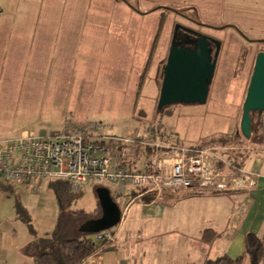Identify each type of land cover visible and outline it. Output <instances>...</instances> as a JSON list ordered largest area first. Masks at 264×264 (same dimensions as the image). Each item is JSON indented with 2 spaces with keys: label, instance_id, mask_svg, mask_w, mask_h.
Instances as JSON below:
<instances>
[{
  "label": "rangeland",
  "instance_id": "1",
  "mask_svg": "<svg viewBox=\"0 0 264 264\" xmlns=\"http://www.w3.org/2000/svg\"><path fill=\"white\" fill-rule=\"evenodd\" d=\"M178 23L215 35L222 48L208 101L167 106L165 113L159 111L158 99ZM260 51H264V0H0V138L59 134L67 127L91 130L96 123L102 131L92 129L95 135L134 132L138 140L150 142L153 134L157 132V138L162 132L183 146H224L221 155L232 162L231 149L242 145L251 153L264 146L256 144L264 139V112L252 113L250 137L240 127ZM234 131L241 144L211 143L210 138ZM139 159L143 164L146 157L140 154ZM52 181H43L42 189L34 191L0 176V251L5 255L0 264H37L33 255L37 246L29 244L52 237L61 212ZM77 196L70 209L97 208L93 183ZM176 198L170 196L166 203L180 204ZM130 203H119L121 210ZM180 208L187 209L179 206L165 218L129 210L128 225L132 219L135 223L145 218L130 237L140 238L148 264H203L196 251L198 224L182 226L181 216H176ZM191 214L202 223L207 219L199 208ZM120 225L113 226L114 236ZM166 227L172 231L166 233ZM132 240L126 246L127 259L137 252ZM225 243V237L220 239L211 257L224 254Z\"/></svg>",
  "mask_w": 264,
  "mask_h": 264
},
{
  "label": "built area",
  "instance_id": "2",
  "mask_svg": "<svg viewBox=\"0 0 264 264\" xmlns=\"http://www.w3.org/2000/svg\"><path fill=\"white\" fill-rule=\"evenodd\" d=\"M90 127L102 131L96 123ZM91 130L67 127L59 134L0 138V176L24 183L34 191H40L45 180H65L75 194L81 193L88 183L109 182L113 195L123 203L132 202L135 191L161 195L165 191L195 188L227 193L249 189L257 183L256 173L221 155L224 146H183L171 136L147 142L138 140L134 132L105 136ZM136 143L152 148L141 170L128 164L129 151ZM128 206L123 208L120 224ZM96 237L114 242L115 236L110 230H103Z\"/></svg>",
  "mask_w": 264,
  "mask_h": 264
},
{
  "label": "crops",
  "instance_id": "3",
  "mask_svg": "<svg viewBox=\"0 0 264 264\" xmlns=\"http://www.w3.org/2000/svg\"><path fill=\"white\" fill-rule=\"evenodd\" d=\"M156 135L157 132L153 134V138H156ZM263 140L261 139V141L256 142L258 147L264 143L262 142ZM140 154L146 157L144 147L136 144L132 145L129 152V167L136 170L144 168L148 158L146 157L143 164H141V160L139 159ZM244 167L257 174L256 185L249 189L235 190L220 195L204 191L195 193L194 190L190 188L169 191L180 196V198L177 199L180 201L178 202L180 204H174L172 206L166 203L168 201L167 198L170 197L169 194V197L164 195L167 191H165L162 196H157L150 202H144L138 199L146 195L145 192L141 194L138 192L126 210L124 222L121 223L119 228H116V240L111 244L112 247L98 250L84 260L82 264H148L145 259L147 249L143 248L140 242H138L140 238L131 239L132 236L135 237L134 233H136L141 226L140 220H144L145 218H137L135 223H133L132 219V223L128 225L129 220H126V217L129 210L133 208L134 213L142 214L144 217L153 216V218H165L172 215L173 211L179 206L187 207V209L180 208V210L177 211L179 213L176 214V216H181L180 223L182 226L185 225L188 229V227L190 228L197 223L200 235L205 229H213L220 234L212 244L203 241L200 235L198 236L200 244L196 247V251L201 255L203 263L207 258H215L211 257L214 253V247L223 237L227 240V243L224 244L226 245L224 247V254L237 258L244 251L245 236L247 233L253 232L259 236L264 235V146L259 147L249 154L245 160ZM103 185L112 189V184L109 182H104ZM164 197L165 199H163ZM117 202L123 204L122 200L119 198H117ZM194 208H199L202 215L207 218L203 223L198 219V215L197 220L193 219L191 212ZM224 209L226 210L225 214L222 213ZM129 226L132 227L130 228ZM165 230L166 233H170L172 228L166 227ZM131 232H133V235H131ZM129 240L133 241L132 245L136 247L137 252L132 255L130 254V257L127 259L126 246L129 245ZM183 245L184 244H182L179 249L184 248ZM14 246H19L18 242H15ZM163 247L164 246H162V248ZM164 248L166 249L167 247ZM0 257H5L4 254L2 255V251H0ZM190 263L194 262H188L187 264Z\"/></svg>",
  "mask_w": 264,
  "mask_h": 264
},
{
  "label": "water",
  "instance_id": "4",
  "mask_svg": "<svg viewBox=\"0 0 264 264\" xmlns=\"http://www.w3.org/2000/svg\"><path fill=\"white\" fill-rule=\"evenodd\" d=\"M181 25L176 24L171 41L167 62L163 67V79L158 99V109L162 111L171 105L199 103L208 100L210 87L215 75L221 41L217 40L216 50L209 47V36L200 35L193 47L183 45L177 37ZM241 132L245 137L252 133V113L264 112V51H260L255 60L254 69L243 103ZM98 198L103 209L101 217L90 220L80 230L90 232L110 229L121 221L122 210L107 187L97 188Z\"/></svg>",
  "mask_w": 264,
  "mask_h": 264
},
{
  "label": "trees",
  "instance_id": "5",
  "mask_svg": "<svg viewBox=\"0 0 264 264\" xmlns=\"http://www.w3.org/2000/svg\"><path fill=\"white\" fill-rule=\"evenodd\" d=\"M141 79L143 78L141 77ZM141 84H143L142 80ZM164 111L165 109L163 110V112ZM166 112L167 110L165 111V113ZM260 124H262V118L260 119L259 126ZM160 134V138H163L164 134L162 132ZM238 138L239 137L237 136L236 131H234L232 133H224L221 136L212 137L210 139L211 143L214 145L219 144L227 146H236V144L242 143ZM143 147L146 157L151 156L152 148L149 146ZM231 152L232 162L239 167L244 166L245 160L249 156L250 152L246 149L244 150L242 148V145L237 149H231ZM50 186L54 190V193L58 199L61 212L57 221V226L52 233V237H45L38 240H33V242L29 244V247H32L33 244H36L37 246L36 252L33 253L36 263L82 264L84 260H86L89 256L93 255L98 250L111 248V244L113 242H110L108 240L100 241L97 239L96 235L100 231L90 232L87 230H80V227L83 224L86 225L90 220L102 216L103 209L100 204L99 198L97 199V208H95L91 212H86L82 209L72 210L70 209L71 204L73 200L78 197V194L72 193L70 191L68 182L65 180H53L50 183ZM94 186L98 197L97 188L102 187L104 185L94 184ZM107 188L110 190L113 199L117 201V198L113 195L112 190L109 187ZM194 192L198 193L197 190H194ZM137 193L138 191H135L131 195L135 196L137 195ZM213 194L220 193L214 192ZM174 195L176 194H173V192L169 193V196L171 197ZM155 197H157L156 194H147L138 199H141L144 202H150ZM179 198L180 196L177 195L176 199ZM18 211H20L21 216L23 214L25 220L28 221L29 216H27V213L25 212V210H23V207L18 206ZM109 230L112 233L115 232V229H113V227ZM89 233H93V237L88 236ZM219 236L220 234L214 231L213 229H205L202 231L200 238L207 243H213ZM247 261V264H264V235L259 236L253 232L247 233L245 236L244 251L237 258H233L228 254H223L215 258H207L203 264H245V262Z\"/></svg>",
  "mask_w": 264,
  "mask_h": 264
},
{
  "label": "flooded vegetation",
  "instance_id": "6",
  "mask_svg": "<svg viewBox=\"0 0 264 264\" xmlns=\"http://www.w3.org/2000/svg\"><path fill=\"white\" fill-rule=\"evenodd\" d=\"M178 24H180L181 26L177 30V37L181 39V41L183 42V45L193 47L196 41L191 42V43H186V42H188L189 40H196L202 34L208 35L209 36V47H211V49L213 50V54H214V52L217 48V46H216L217 40H220L218 37H216L215 35H212V34H208L206 32H201V31L195 29L193 26H190V25H184L182 23H178ZM174 33H175V27H174V31L172 34L171 41L173 39ZM170 45H171V43H170ZM221 48H222V41H221ZM220 51H221V49H220ZM168 53H169V51H168ZM219 54H220V52H219ZM167 57H168V55H167ZM218 58H219V56H218ZM166 62H167V60H166ZM217 62H218V60H217Z\"/></svg>",
  "mask_w": 264,
  "mask_h": 264
}]
</instances>
